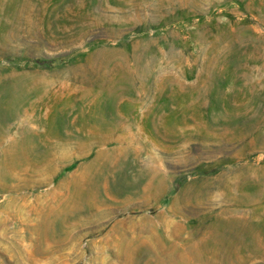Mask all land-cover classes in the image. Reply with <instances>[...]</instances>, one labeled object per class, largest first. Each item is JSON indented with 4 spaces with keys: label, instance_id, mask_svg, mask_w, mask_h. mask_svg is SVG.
I'll return each instance as SVG.
<instances>
[{
    "label": "rangeland",
    "instance_id": "rangeland-1",
    "mask_svg": "<svg viewBox=\"0 0 264 264\" xmlns=\"http://www.w3.org/2000/svg\"><path fill=\"white\" fill-rule=\"evenodd\" d=\"M0 264H264V0H0Z\"/></svg>",
    "mask_w": 264,
    "mask_h": 264
},
{
    "label": "bare ground",
    "instance_id": "bare-ground-1",
    "mask_svg": "<svg viewBox=\"0 0 264 264\" xmlns=\"http://www.w3.org/2000/svg\"><path fill=\"white\" fill-rule=\"evenodd\" d=\"M28 82V81H27ZM31 82H32V80H31Z\"/></svg>",
    "mask_w": 264,
    "mask_h": 264
}]
</instances>
